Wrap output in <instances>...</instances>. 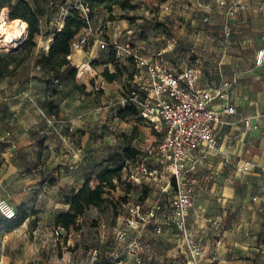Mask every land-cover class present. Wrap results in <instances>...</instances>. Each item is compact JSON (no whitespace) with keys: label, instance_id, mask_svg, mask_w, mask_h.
I'll return each mask as SVG.
<instances>
[{"label":"crops","instance_id":"crops-1","mask_svg":"<svg viewBox=\"0 0 264 264\" xmlns=\"http://www.w3.org/2000/svg\"><path fill=\"white\" fill-rule=\"evenodd\" d=\"M18 1L0 0V6H8L9 2L16 3ZM67 1L73 6L83 0ZM131 1L136 4L135 0ZM227 1L229 3L239 1L244 7L231 14L225 6L220 5L219 0H173L174 12H177L176 3L183 7L186 23L189 18L193 17L194 12L210 11L223 14L226 18L225 33L231 35L232 52L240 53L243 50L249 53L244 57L233 55L232 59L226 62L227 67L215 68L216 71L219 70L216 72L217 80L223 78L229 83L221 84L219 88L216 87L218 89L209 90L215 94L223 95V97L218 96L214 100V107L220 109L226 102H229L235 105L237 111L233 115L226 116L225 123L217 127L220 137L217 148L201 162L196 173L197 181L192 191L196 210L189 215V225L194 237L204 249V254L198 264H264V66L255 67L254 65L256 51L264 47V0ZM29 2L31 5L34 4L33 0H29ZM113 14H115L114 10ZM109 15L110 12L107 9L100 7L95 10L93 18L94 20L107 21L109 24L107 37L109 45L113 46L120 44V34L128 25L116 26V20H109ZM193 23L195 24L194 21ZM40 29L41 32L44 29L51 32L56 28L49 27L47 24L43 25L40 20ZM134 29L130 28L128 32H133ZM209 31L214 33L216 29ZM133 37H136L133 41L134 45L141 53L147 55V51L142 50L141 44L144 43L140 40L139 34H135ZM96 47L97 45H94L91 49L88 47L89 49L87 48L81 53L76 52L73 62L79 64L75 62L76 58L82 62H95L93 65L98 71H104L106 68L114 71L118 65L122 72L119 79L120 87H122V82H127L128 86H125L128 92L135 83L136 67L134 62L122 60L113 63L110 61L111 49H108L109 47L103 50ZM101 55L102 60L99 59ZM189 67L199 69L196 87L205 89L200 86L202 70L199 66H186L174 68V70L180 72ZM46 72L45 88L41 92V98L47 101L48 106L45 108L48 117H45L42 123L46 135L41 149L38 150V153H41L44 158L39 167L43 171L39 170L42 175L35 180L69 192L80 188L88 175L98 171V163L104 157L103 145H111L118 135H127L126 131L133 128L128 120L136 116H129L121 122L118 121L120 118L117 116V111L123 105L127 92L125 93L123 88L113 91L111 85L117 82V79L109 82L102 80V74L99 75L98 81H101V84L98 85L96 82V89L104 90L100 99L104 100L102 104L106 105L107 103V106L97 107L94 105L91 109L88 101H77L76 96L74 94L69 96V92L64 87L53 85L57 78L60 79V76L57 77L50 71ZM83 74L95 77L88 72ZM83 74L77 77L85 82L87 77ZM53 88H55L54 91H52ZM229 90H231V95L228 94ZM25 95H27V100L36 99L31 92ZM95 96L93 88L91 97ZM50 104L54 107V114L49 111ZM108 114H111L110 119ZM104 125L109 128L106 127L104 130ZM52 127L59 132L55 133ZM98 127H100L99 134L96 133ZM246 166L248 168L244 169ZM51 179L57 180V184L51 185ZM63 205L65 208L58 212L69 210L68 204ZM57 213L52 217L53 224H55ZM122 220L123 216L118 215L116 225L121 224ZM163 220L161 215L160 222ZM81 221L82 218H79L78 223ZM163 227L166 233L175 230L172 225ZM147 231L146 229L142 232L143 237L147 235ZM112 232V226L103 223L98 237L100 243L106 244L110 240ZM82 233L83 229L79 234L82 235ZM78 240H81V236L76 237V244ZM173 241L180 244L176 230ZM51 242L53 255L57 256L59 250L62 251V254L61 257L59 256V261L51 260L48 264H82L90 258V250L93 248L84 250L80 244L72 252L69 247L57 246L55 238H51ZM101 246L105 247H99L104 256L106 254L113 255V253L119 256L122 254L118 245L115 247ZM182 253L186 257L183 249ZM108 259L109 262L106 264H118L114 260L111 262L110 257ZM12 264L14 263L12 262Z\"/></svg>","mask_w":264,"mask_h":264},{"label":"rangeland","instance_id":"rangeland-1","mask_svg":"<svg viewBox=\"0 0 264 264\" xmlns=\"http://www.w3.org/2000/svg\"><path fill=\"white\" fill-rule=\"evenodd\" d=\"M39 2L44 8V15L40 18L42 24L56 29H59L60 22H64L67 12L70 13L74 6H71L67 0H39ZM135 2L134 10L123 9L120 5L113 8L116 26L128 25L129 27L124 28L120 34V44L126 42L129 37L135 41L136 37L133 36L139 34L140 40L144 43L141 46L147 51V55L163 52V58L171 68L199 66L202 70L200 86L205 89H215L219 88L221 84L229 83L223 78L217 80L216 72L219 70L216 71L215 68L227 67L226 62L231 60L233 55L241 57L249 55L247 51L243 50L240 53L232 52L231 35L225 33L226 18L221 13L194 12L193 17L189 18L186 23L183 7L176 3L177 12H174L173 0H135ZM5 7L8 8V6H0V12ZM80 9L84 12L82 8ZM96 21L107 23L106 20L97 19ZM9 27L15 26L9 25ZM130 28L135 29L133 32H128ZM56 29L51 32L44 29L43 32L36 35L35 45L32 46L27 45L28 36L23 45L12 49L0 43V198L8 199L17 208L18 219H23V222L17 226L7 224L2 227L0 225V262L3 263L29 260L39 264H48L51 260L59 261V256L61 257L62 254V251L59 250L57 256L53 255L51 238L54 239L52 231L55 224L52 222V217L59 210L65 208L63 195L66 190L53 188L42 181L35 180L42 175L39 170L43 171L39 167L44 158L41 153H38V150L41 149L46 135L42 123L45 117H48L45 108L48 106L47 101L41 98L47 72L40 64V59L43 54L49 51L43 45V41L53 35ZM210 29H216V32L212 33L209 31ZM107 31L109 32V28ZM52 43L53 40L50 45ZM89 47L91 49L92 45ZM99 59L102 60V55ZM75 62L84 63L78 58L75 59ZM16 63L19 65L13 69ZM67 70L69 73L71 68H65V71ZM65 71L60 79L53 83L54 86L61 85L69 92V96L74 94L77 101H88L91 109L94 105L97 107L107 106V103L103 105L104 100L100 99L104 90L96 89V82L98 85L101 84V81H98L99 75L102 74V80H107L103 71L97 70L95 77L83 74L87 77L86 83L78 77H76V81H73ZM121 75L122 72L117 78V82L112 83L111 86L113 91L123 88L126 93L125 85L128 86V84L122 82V87H120ZM14 86L16 88H13ZM93 88L96 94L94 98L91 97ZM29 92L33 93L36 99L27 100L25 94H29ZM228 94H232L231 90ZM53 108V106H49L51 114L55 113ZM91 109L89 107V111ZM107 116L110 119L111 114ZM135 116L128 120L133 128L136 127L133 139H127L124 137L126 134H122L116 136V140H113L111 145H103L104 157L97 167H100L102 162L106 164L111 156L119 160L121 150L128 145L141 151L139 160L126 162V167L122 171V181L117 182L116 190L107 194L112 203H107L102 207H91L80 217L82 221L79 224L83 233L75 247H70L72 252L80 244L84 250H88L90 247H102L101 245L115 247L117 243L113 232L106 244H101L98 240L103 223H108L113 229L117 223L118 215L129 216L133 204L141 203L147 207L161 199L162 204L168 207L174 198L175 192L172 189L162 191L163 181L148 179L142 175L139 169L141 161L146 158L147 148L161 139L162 133L158 130L161 125L157 126V123L145 119L139 114ZM121 120L124 119L120 118L118 121L121 122ZM131 120L133 122H129ZM104 126V130L106 127L109 128L107 125ZM133 128L126 131L127 136L132 134ZM99 129L100 127L96 130L97 134L100 133ZM54 132L59 131L54 129ZM145 162L149 166L164 169L163 165L154 159L148 158ZM167 176L170 178L169 172H167ZM91 184L96 186L97 179L93 178ZM126 201L130 203H123ZM147 230V235L143 239H145L148 249L139 253L137 264L186 263L182 246L173 241L175 230L166 233L163 228L160 234L153 232V226L148 227ZM110 261L112 262V260Z\"/></svg>","mask_w":264,"mask_h":264},{"label":"built area","instance_id":"built-area-1","mask_svg":"<svg viewBox=\"0 0 264 264\" xmlns=\"http://www.w3.org/2000/svg\"><path fill=\"white\" fill-rule=\"evenodd\" d=\"M219 3L231 14L244 7L239 1L229 3L227 0H219ZM73 7L84 10L86 26L71 43V53L67 56L71 61H74L76 52L86 50L90 45H97L99 49L110 46L107 37L108 23H100L91 18L89 4L84 1L74 4ZM0 17L3 25L12 21L7 7L2 8ZM113 47L118 61L131 60L136 67L135 83L127 92L123 106L131 104L139 111L140 116L157 123V126L161 125L158 130L162 137L159 142L147 148L146 158L141 161L139 169L144 177L163 181V192L172 189L175 195L168 207L162 204L161 199L147 207L141 203L133 204L129 216L123 217L122 223L113 228L114 239L122 254L104 256L99 247L92 248L90 258L82 264H106L109 257L118 264H137L139 253L148 249L142 232L153 226V232L160 234L165 225L174 226L178 242L186 255V264H198L204 249L189 225V215L196 210L192 194L197 181L196 173L201 162L217 148L220 138L217 127L225 123L226 116L236 113V107L229 102L220 109L214 107V100L223 95L196 87L198 68L189 67L177 72L165 61L163 52L144 55L134 45L132 37L123 44H114ZM254 65L264 66V47L256 51ZM75 66L78 77L85 72L97 74L92 61ZM148 158L159 161L164 169L146 164L145 160ZM167 172L170 173V178ZM17 215V208L8 199L0 198V218L12 220ZM161 215L163 222H160ZM79 233L80 230L67 229L62 225H55L53 228L56 244L69 248L76 245V237L81 236ZM14 264L39 263L26 260Z\"/></svg>","mask_w":264,"mask_h":264},{"label":"trees","instance_id":"trees-1","mask_svg":"<svg viewBox=\"0 0 264 264\" xmlns=\"http://www.w3.org/2000/svg\"><path fill=\"white\" fill-rule=\"evenodd\" d=\"M34 4L31 5L29 0H19L16 3L9 2L8 9L10 20H13L10 26H21L26 29L28 33L27 45H35L34 39L36 35L40 34V18L44 15V8L40 4L39 0H33ZM84 3H88L91 9L89 16L94 17V12L98 7H103L110 12L109 20H114L113 8L116 5H120L121 8H128L134 10L136 5L131 0H83ZM84 13L80 8L72 7L70 13L65 17L64 22L59 24L60 29H56L53 35L49 36L47 40L43 41V45L49 51L43 54L40 59V64L46 71L52 72L55 76L59 77L64 74L65 68H71L68 73L69 78L76 81L77 68L75 63L68 59V55L71 53V43L77 34L86 26L84 21ZM28 23V24H27ZM28 26V30H27ZM53 40L52 45L50 42ZM110 61L118 63L115 58V50L113 46H109ZM95 63V62H93ZM19 63H16L13 69H15ZM103 75L109 82L115 81L121 74V69L116 65L114 71L106 68L103 71ZM58 80V78H57ZM53 106L52 104H50ZM139 111L131 104L121 106L117 111V116L121 119H126L129 116L137 115ZM136 127L134 126L133 132L130 136L124 135L127 139H133ZM141 151L137 148L128 145L121 150L119 154L120 159L116 160L111 156L106 164L102 162L98 171L91 173L87 176L83 185L72 190L70 193L65 192L63 195V203L69 205L68 211H60L55 216V225H62L63 227L78 231L81 230L78 219L83 216L91 207H102L107 203H112L107 194L112 190H116L117 182L122 181V171L126 167L127 161H138ZM93 175L97 179L96 186H92L91 182ZM51 185H56L57 180L51 179ZM128 203V201L123 202ZM122 202L120 204L123 205ZM18 215L15 219L7 220L0 218V225L17 226L23 222V219H18Z\"/></svg>","mask_w":264,"mask_h":264},{"label":"bare ground","instance_id":"bare-ground-1","mask_svg":"<svg viewBox=\"0 0 264 264\" xmlns=\"http://www.w3.org/2000/svg\"><path fill=\"white\" fill-rule=\"evenodd\" d=\"M9 24L3 25L0 20V43L12 49L19 46L25 40L28 33L26 29L21 26L9 27Z\"/></svg>","mask_w":264,"mask_h":264},{"label":"water","instance_id":"water-1","mask_svg":"<svg viewBox=\"0 0 264 264\" xmlns=\"http://www.w3.org/2000/svg\"><path fill=\"white\" fill-rule=\"evenodd\" d=\"M50 49V48H49Z\"/></svg>","mask_w":264,"mask_h":264}]
</instances>
